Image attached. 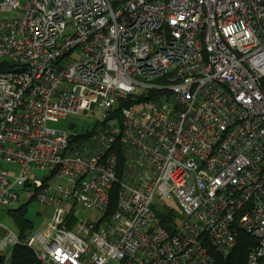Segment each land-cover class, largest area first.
I'll list each match as a JSON object with an SVG mask.
<instances>
[{
	"label": "built area",
	"instance_id": "built-area-1",
	"mask_svg": "<svg viewBox=\"0 0 264 264\" xmlns=\"http://www.w3.org/2000/svg\"><path fill=\"white\" fill-rule=\"evenodd\" d=\"M0 60V209L52 208L0 223L1 258L213 264L245 232L264 264V0H0ZM79 112L92 128L46 125Z\"/></svg>",
	"mask_w": 264,
	"mask_h": 264
},
{
	"label": "trees",
	"instance_id": "trees-1",
	"mask_svg": "<svg viewBox=\"0 0 264 264\" xmlns=\"http://www.w3.org/2000/svg\"><path fill=\"white\" fill-rule=\"evenodd\" d=\"M10 65L4 61L0 60V71L9 69ZM139 97L131 93L127 95L125 98H119L116 106L113 111L117 112L122 106L132 105L137 102L136 99ZM110 116L106 118L109 120ZM85 128H81L80 131H83ZM83 134H78L72 140H80ZM118 198V187L114 185L109 191V202H108V210L109 212L113 211L116 207ZM10 215L14 217L15 222L17 223L18 228L21 232L25 229H32V222L25 216V208L24 205L14 208L9 211ZM177 211L172 209H167L165 211V216H162L159 211H157V218L159 222L169 231L173 232V227L170 223L171 219L177 215ZM253 239L245 232H239L236 238V243L231 252L227 257H222L220 255H216L213 264H248V254L253 246ZM0 264H38L37 259L35 258L31 249L27 248L23 244H18L13 247L11 256L8 259L0 257Z\"/></svg>",
	"mask_w": 264,
	"mask_h": 264
},
{
	"label": "rangeland",
	"instance_id": "rangeland-1",
	"mask_svg": "<svg viewBox=\"0 0 264 264\" xmlns=\"http://www.w3.org/2000/svg\"><path fill=\"white\" fill-rule=\"evenodd\" d=\"M5 16H11L9 13H4ZM4 16V15H3ZM146 104L136 105V109H141ZM48 128H52L59 131L71 132L74 130H80L81 128H92L93 121L89 118L84 117L83 112L78 114H69L65 117H60L58 119H49L46 123ZM28 194L25 191L20 192V198L13 209L24 205L26 217L32 222L34 230L45 231L49 218L51 216L52 208L49 206H44L38 202L35 197H32L27 201ZM27 201V202H26ZM177 211L176 209H173ZM91 211H81V214L84 217H87ZM0 223L7 228H12L14 230L18 229L17 223L14 220V217L9 216L6 211L0 209ZM10 248L8 247L5 250V255H9ZM108 264H120L115 261H110Z\"/></svg>",
	"mask_w": 264,
	"mask_h": 264
}]
</instances>
